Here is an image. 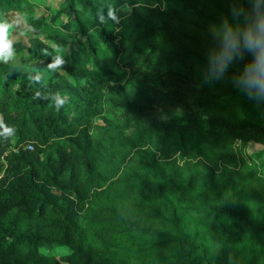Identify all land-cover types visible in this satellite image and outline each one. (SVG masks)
Segmentation results:
<instances>
[{
  "label": "trees",
  "instance_id": "16d2710c",
  "mask_svg": "<svg viewBox=\"0 0 264 264\" xmlns=\"http://www.w3.org/2000/svg\"><path fill=\"white\" fill-rule=\"evenodd\" d=\"M11 15L29 44L0 60V264H264V0H0ZM115 74L117 122L92 125Z\"/></svg>",
  "mask_w": 264,
  "mask_h": 264
},
{
  "label": "rangeland",
  "instance_id": "374dc122",
  "mask_svg": "<svg viewBox=\"0 0 264 264\" xmlns=\"http://www.w3.org/2000/svg\"><path fill=\"white\" fill-rule=\"evenodd\" d=\"M29 9V13L30 14H38L40 13L42 10L37 8L36 6L30 5L28 7ZM116 14L125 16L127 14V11L124 9V7L120 10H117L115 12ZM10 24L13 26L14 28V33L12 34V36L10 37V40H12L13 44L12 45H17L16 47H18V44H22L23 47H26L29 44V37L27 35V28L22 24V23H17L15 21V16L11 15L10 19H8ZM47 27H51V26H46L45 31L49 32L50 29H47ZM52 30H55L54 27H51ZM57 29V28H56ZM56 33L54 32H50V35L53 36ZM16 43V44H14ZM13 54V51H12ZM132 80L130 77H125L123 79H120V75L115 74L114 76H111L110 78H108L107 80H105L103 82V96L101 98L100 101V106L97 108L98 114L94 115L92 117L91 123L92 125L94 124H100L101 120L105 119V122L108 125L113 126L114 124H116V120L114 119L115 113L114 110L111 109V103L117 102L118 99V93H116V91L114 90L117 86L124 89L125 85H132ZM96 111V112H97ZM112 114V116H110ZM90 132V129H89ZM260 150V146L258 145H251L249 144L248 150L250 151H255V150ZM260 156V155H259ZM258 162H259V170L261 172H264V161L261 157H258ZM103 167V165L101 164V168ZM78 224L80 226H82L84 224V221L81 218H78Z\"/></svg>",
  "mask_w": 264,
  "mask_h": 264
},
{
  "label": "clouds",
  "instance_id": "9594fccd",
  "mask_svg": "<svg viewBox=\"0 0 264 264\" xmlns=\"http://www.w3.org/2000/svg\"><path fill=\"white\" fill-rule=\"evenodd\" d=\"M12 27L8 22H0V60H3L5 63L12 56V40L9 39V29ZM260 35L255 39L249 37L248 43L250 46H259L264 42V20L258 25ZM65 61L59 57L54 59L49 67L50 68H59L64 65ZM257 63L259 65L258 72L249 80L247 84L249 87H256L260 94L264 95V50H262L260 56L257 57ZM224 70L223 64L220 66V71ZM251 98V97H250ZM56 100L57 107L63 106L67 102V97H62L59 93L54 97Z\"/></svg>",
  "mask_w": 264,
  "mask_h": 264
}]
</instances>
